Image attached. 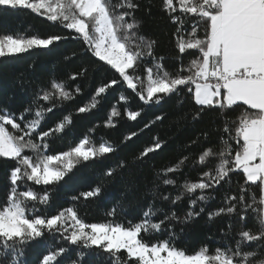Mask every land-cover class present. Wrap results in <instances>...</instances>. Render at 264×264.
Listing matches in <instances>:
<instances>
[{"label":"snow or ice","instance_id":"6c2138e0","mask_svg":"<svg viewBox=\"0 0 264 264\" xmlns=\"http://www.w3.org/2000/svg\"><path fill=\"white\" fill-rule=\"evenodd\" d=\"M0 6L30 10L64 32L47 38L4 35L0 59L72 39L80 45L79 54L90 61L69 74L72 85L53 80L47 88L38 86L22 111L0 109V161L9 165L8 184L0 200V264H25L23 256L29 248L41 249L38 264H89L85 256L97 254L105 255L109 264H264V0H162V13L177 26V66L172 72L165 68L163 57L154 55L157 42L145 44L137 34L140 24L135 14L140 4L136 0H0ZM189 56L192 59L185 64ZM90 72L104 74L102 82L92 87V101L74 109L66 105L83 95L81 83ZM110 90L119 92L118 100L127 106L111 108L106 119L111 127L122 116L135 122L149 107L181 95L193 104V122L211 111L240 113L236 120L222 122L217 140L205 132L193 141L200 148L199 181L183 183V191L170 201L175 205L188 195L189 208L183 216L172 210L154 221L149 205L135 222H86L78 202L100 197V183L71 196L70 206L53 207V193L61 182L72 179L78 166L92 167L118 150L94 142L90 135L94 129L80 137L70 135L73 113L98 109L110 98ZM133 101L139 106L134 108ZM60 109L61 118L47 124V114ZM155 120L163 121L164 116ZM136 135L132 132L127 139ZM58 141L65 147L52 148ZM163 147L156 141L136 159ZM127 166V161L120 160L103 175L114 180L120 175L118 169ZM181 171L179 165L166 169L167 173ZM234 177L239 180L231 191ZM163 184L175 185L176 180L164 178ZM221 188H225L226 207L207 215L210 220L234 217L223 230V243L213 252L207 246L192 253L178 248L174 225L198 219L209 200L205 190ZM169 199L163 195V200ZM116 214L115 208L108 213ZM233 223L240 227L229 239ZM149 233L152 237L146 239ZM50 239L57 241L56 246L49 244ZM76 249H81L79 259L72 260L70 254Z\"/></svg>","mask_w":264,"mask_h":264},{"label":"trees","instance_id":"16d2710c","mask_svg":"<svg viewBox=\"0 0 264 264\" xmlns=\"http://www.w3.org/2000/svg\"><path fill=\"white\" fill-rule=\"evenodd\" d=\"M136 2L140 4L135 14L140 24L137 34L144 38L145 44L152 40L157 42L154 46V55L157 58L163 57L162 63L169 72H172L177 66L175 59L178 54L175 35L177 26L162 13V0H136ZM199 32L202 36L203 23L199 26ZM63 34V30L57 25L30 10H13L0 6V38L4 35H13L16 38H47ZM79 48L77 41L68 39L54 43L47 49H32L27 53L0 59V109L17 113L22 111L28 106L38 86L47 88L53 80L66 86L72 85L73 82L68 79L69 74L77 68L90 65V61L79 54ZM191 59L192 57H187L184 63L187 64ZM103 78L102 73L95 75L90 72L88 80L81 83L84 89L83 95H78L75 100L65 104H70L74 109L90 103L92 87L102 82ZM119 94L110 90V98L98 109L87 114L73 113L75 124L70 133L71 137L89 134L88 130L94 129L90 134L94 142H103L118 150L110 158L96 161L92 167L78 166L79 170H74L72 179L67 183L61 182L53 193V207L70 206L71 196L87 191L100 183L103 187L100 197L78 202V212L86 222H135L149 205L155 212V216L152 217L154 221L163 217L165 213L170 214L172 210H175L177 215L183 216L189 208L188 195L185 193L183 199L175 205L170 201L183 191L181 187L183 183L199 181L201 166L196 163V160L200 154V148L199 142L194 144L193 141L205 132L214 141L217 140L220 135L218 130L223 127L222 122L234 121L240 113L225 115L211 111L201 120L193 122L191 119L193 104L186 96L181 95L167 99L160 105L149 107L135 122L127 121L126 116H122L115 127L106 126V119L112 107L118 110L127 107L124 102L118 100ZM124 94L127 95V93ZM132 106L135 108L139 104L133 101ZM62 111L63 109H60L55 113L47 114L46 123H55L61 118ZM158 115H163L164 120L156 121L155 117ZM146 124L147 127H145ZM132 132H136L137 135L128 140L127 135ZM156 141L162 142L164 147L150 153L148 157L136 159L143 149ZM51 147L60 149L65 145L58 141ZM233 147L235 148V144ZM185 156L188 159L185 160ZM120 160L128 162L125 169H118L120 175H117L114 180L103 175L108 167H115ZM174 165H179L182 171L167 173L166 169ZM8 168L7 163L0 161V200L3 199L8 184ZM164 178L175 179L176 184L164 185ZM238 180L239 177H234L231 182V191L236 190ZM224 191L225 188L205 190L204 194L209 196V200L204 204L205 213L187 225H174V231L179 234V238L175 240L178 248L192 253L207 246L209 251L213 252L223 243L225 238L223 230L227 222L230 219L234 220V217L221 215L210 220L207 213L222 206L226 207L223 201ZM163 195H169L170 199L163 200ZM199 206L198 204L197 207ZM114 208L117 214L108 215ZM249 214L253 222L258 225L255 220L256 214L251 209ZM239 227L238 223H233L229 239L236 235ZM151 237V233L145 234L146 239ZM49 244L54 247L57 241L50 239ZM80 251L81 249L72 251L70 258L78 260ZM40 254V248L26 249L23 260L25 264H38ZM85 260L89 261V264H109L103 254L85 256Z\"/></svg>","mask_w":264,"mask_h":264}]
</instances>
